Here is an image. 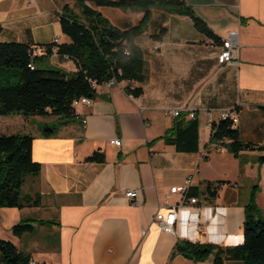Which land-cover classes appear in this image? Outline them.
Listing matches in <instances>:
<instances>
[{
	"label": "crops",
	"instance_id": "crops-1",
	"mask_svg": "<svg viewBox=\"0 0 264 264\" xmlns=\"http://www.w3.org/2000/svg\"><path fill=\"white\" fill-rule=\"evenodd\" d=\"M186 1L220 43L200 32L189 16L152 8L136 39L149 69L141 96L125 91L136 83L102 84L92 104L77 107V119L60 123L51 137L34 124L42 116H7L5 125L12 131L0 134L34 137L32 156L42 170L26 178L22 193L40 195L41 204L0 208V239L39 264H214L213 255L202 262L187 258L177 252V244L244 243L245 207L254 187L264 216V162L259 161L264 152L235 156L212 142V125L231 110L242 141L264 145V0ZM94 8L120 30L145 16L137 9ZM0 25L1 42L36 48L55 39L60 45L71 43L57 0H0ZM163 29L166 34L158 38ZM230 38L239 41V58L219 66L220 46ZM45 59L68 73L78 70L75 60L56 52ZM181 119L198 120L197 151H179L167 143L166 134ZM114 138L122 144H112ZM95 152L104 153L105 161H87ZM188 180L186 196L170 194ZM130 190L138 192L136 200L126 197ZM192 198L197 202L192 204ZM173 210L175 234H169L156 216L167 217ZM26 219L36 220L35 230L17 237L13 228Z\"/></svg>",
	"mask_w": 264,
	"mask_h": 264
},
{
	"label": "trees",
	"instance_id": "trees-1",
	"mask_svg": "<svg viewBox=\"0 0 264 264\" xmlns=\"http://www.w3.org/2000/svg\"><path fill=\"white\" fill-rule=\"evenodd\" d=\"M61 5V26L70 44L44 45L42 54L36 47L22 43L0 41V116L23 115L54 116L62 124L77 119L73 107L75 99L83 96L95 98L98 85L112 78L128 81L125 91L139 97L149 79L148 64L136 39L150 21L152 8H163L172 13L189 16L195 27L206 36L220 43L207 21L199 16L186 0H57ZM94 6H110L137 9L145 13L138 25L120 30L114 27ZM0 25V34L2 32ZM166 34V29L160 33ZM43 46H40L42 48ZM57 47L60 56L76 61L78 70L68 73L60 68L41 69L37 62L54 54ZM32 65L33 68L30 66ZM121 73V74H120ZM198 120L176 122L175 128L166 134V141L179 151L198 150ZM236 124L230 119L212 125V142L223 144L235 156L243 151H263L264 145L242 141ZM58 128L47 124L44 136L56 135ZM34 137L32 134H0V208L39 206L41 196H24L23 185L28 176H39L42 166L33 160ZM89 162H104L105 154L95 152ZM264 162V155L259 158ZM211 188L209 187V191ZM258 187H254L245 207L244 243L223 247L216 244H198L184 241L176 250L196 262L214 256V264L229 260L244 264H264V216L256 201ZM36 220L26 219L13 228L17 237L33 233ZM52 223L51 221H40ZM31 256L22 252L9 240L0 239V264H32Z\"/></svg>",
	"mask_w": 264,
	"mask_h": 264
},
{
	"label": "built area",
	"instance_id": "built-area-1",
	"mask_svg": "<svg viewBox=\"0 0 264 264\" xmlns=\"http://www.w3.org/2000/svg\"><path fill=\"white\" fill-rule=\"evenodd\" d=\"M54 43L58 44V39H55ZM44 47L45 46H43L42 48L39 47L36 49H37V51L44 52L45 51ZM159 48L160 47L158 45L155 46L156 50H158ZM239 51H240V44H239V41L237 38H230V39L224 40L222 45L220 46V51H219V54L217 57L219 66H226V65H229V64L236 62L239 58ZM53 52L57 53V47H53ZM62 57L63 58H69L68 56H62ZM30 66L33 68L32 65H30ZM117 82L118 81L116 80V78H112L111 80L106 82L105 85L112 87V86L116 85ZM92 85L96 89H98V87L100 86L95 81L92 82ZM91 104H92V98L83 96L81 98L74 100L73 107L76 109L80 105H91ZM179 114H180V111L174 112V115H176V116ZM195 116H196L195 113H191V117L195 118ZM221 119L222 120L230 119L234 122V124L238 123V118L233 114V112L231 110L224 111L221 114ZM83 123L84 124L87 123L86 118L83 119ZM111 143L114 145L120 146L122 144V140H120L118 138H114L111 140ZM190 184H191V180H188L187 184L184 186H174L171 188L170 194L171 195L182 194V195L186 196L189 193ZM126 197L136 200L139 197V194L137 191L130 190V191L126 192ZM190 201L192 204H194L197 202V198H192ZM176 217H177V212H176V210H173L168 214L167 217L162 213H158L156 216V220L160 223L163 231H165L166 233H169V234H175ZM32 264H39V263L32 261ZM44 264H50V263L46 262Z\"/></svg>",
	"mask_w": 264,
	"mask_h": 264
},
{
	"label": "rangeland",
	"instance_id": "rangeland-1",
	"mask_svg": "<svg viewBox=\"0 0 264 264\" xmlns=\"http://www.w3.org/2000/svg\"><path fill=\"white\" fill-rule=\"evenodd\" d=\"M53 61H55V60L50 61L48 59H43V60L38 61L37 65L41 69H55V67L50 64V62L54 63ZM20 116H23V115H20ZM0 117L3 120V121H0V131H4V133H10V131H12L11 128L9 126L5 125L6 122H7L6 118H8V117L7 116H0ZM23 117H25V116H23ZM29 117L31 118L29 120H32V116H29ZM42 117H43V119L42 118H37V117L34 118V120H35L34 124L35 125H40L41 129L44 128L47 124H49V126L51 128H54L55 126L57 128L60 127L59 126V122L57 121V119L55 117H53V116H50V117L42 116ZM42 120H43V122H42ZM242 192L246 193V190H243Z\"/></svg>",
	"mask_w": 264,
	"mask_h": 264
}]
</instances>
